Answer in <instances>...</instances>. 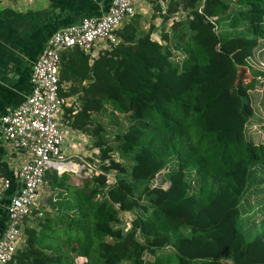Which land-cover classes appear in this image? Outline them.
Returning a JSON list of instances; mask_svg holds the SVG:
<instances>
[{"label": "trees", "instance_id": "obj_1", "mask_svg": "<svg viewBox=\"0 0 264 264\" xmlns=\"http://www.w3.org/2000/svg\"><path fill=\"white\" fill-rule=\"evenodd\" d=\"M147 3L163 19L184 13L172 22L171 33L180 59L173 60L162 44L166 33L150 37L153 24L142 28L138 13L90 63L78 48L61 52L59 95L74 97L63 106L64 120L95 137L100 172L74 184L64 183V172H45L51 190L68 191L72 202L66 208L74 215L60 236L48 224L38 230L21 225L22 244L9 264H74L76 257L86 264H264V221L250 237L240 222L249 178L264 172V144L244 136L252 115L247 91L257 73L246 59L264 34V0ZM238 27L244 30L235 32ZM106 106L130 118L114 136L116 149L102 140V126L92 120ZM112 151L131 158L130 180L117 176L106 182L109 171L126 172ZM173 155L168 185L145 184L135 196L134 184L153 178ZM121 211L133 213L124 231L114 226ZM165 246L171 255L156 254ZM143 252L153 259L144 260Z\"/></svg>", "mask_w": 264, "mask_h": 264}, {"label": "built area", "instance_id": "obj_2", "mask_svg": "<svg viewBox=\"0 0 264 264\" xmlns=\"http://www.w3.org/2000/svg\"><path fill=\"white\" fill-rule=\"evenodd\" d=\"M141 4H148L147 0H111L102 15L81 17L78 22L52 32L32 65L29 93L18 105L7 107L0 114L2 138L8 150L21 157L14 170L17 187L7 198L6 220L0 235V264H9L21 246L23 219L32 210L41 214L43 198L51 191L44 180L45 172L78 171L82 175L100 172L97 166L100 160L94 159L91 163L83 160L87 156L81 149L82 133L71 129L64 120L63 106L70 105L72 99L59 95L61 52L75 47L87 53L90 59L99 42L108 47L117 41L114 31L136 13ZM75 157H80V162L75 161ZM72 163L76 169H59L60 164ZM10 181L8 176L0 177V198ZM106 182H111L108 176Z\"/></svg>", "mask_w": 264, "mask_h": 264}, {"label": "rangeland", "instance_id": "obj_3", "mask_svg": "<svg viewBox=\"0 0 264 264\" xmlns=\"http://www.w3.org/2000/svg\"><path fill=\"white\" fill-rule=\"evenodd\" d=\"M166 6L165 3H163ZM151 14H154L155 17L151 18ZM157 12H154L149 6L146 10V14L141 15L142 20L140 26L142 28H147L149 24H153L152 29V38L160 39V35L162 33H166L168 40L164 41V43L170 50H171V58L173 60H178L181 57V53L175 48L174 41L172 40V22L174 20L183 18L184 13L180 14L178 10L174 13L173 16L163 19L159 16ZM177 30V29H175ZM229 31H233L231 29H227ZM241 27L235 29V32L242 31ZM151 34V35H152ZM161 43V42H160ZM99 45V43H98ZM247 64L250 67V70H253L255 75V83L254 86L248 90V96L250 100V105L252 107V115L248 118L244 125V136L246 140L254 143V144H264V34L257 39V44L252 50V54L246 59ZM73 101V100H72ZM104 110V111H103ZM92 120L94 123H99L102 126V131L100 136L102 140H104L111 148H115V140L114 136L116 133L123 131L129 124L130 118L128 115L119 114V113H112L111 109L106 106L104 109L93 113ZM81 138V149L85 151L87 157L83 158L88 163H91L94 159L100 160L98 158L99 151L97 147L93 145L95 137L91 134L83 133ZM84 142V143H82ZM112 158L119 163H121L126 172L124 174H118L116 170L109 171L107 173L109 181H112L117 176H121L129 179L128 171L132 160L129 156H122L116 151L111 152ZM90 156V157H88ZM73 159V157H72ZM75 161L80 162V157H75ZM101 162V161H100ZM175 164L174 155L167 159L166 164L164 167L159 170L153 178L149 179L147 182H140L134 184V195L137 196L140 188L148 184L149 186H158L165 188L168 185L167 174L170 168H172ZM99 166V163H97ZM62 173V172H61ZM60 173V174H61ZM67 174L66 178H64V183L74 184L77 183L79 178H81L83 173L78 171H70L64 172ZM193 171H187V176L190 180H192ZM58 175V174H57ZM261 176V177H260ZM47 184V180H45ZM195 186V184H194ZM47 198H43L44 206H42L41 214H37L38 211H31L30 214L27 216L29 218H25L22 222V228L25 225L32 226L35 229H40L42 226H46L47 224L52 226L53 229L58 231V235H61V231L64 227H66V223L70 217L74 215L73 211H70L66 208L68 204H71L72 198L69 196V193L64 188L54 189L52 192H49ZM240 202V222L242 223V227L247 234V237H250L253 233L259 230L261 222L264 221V172H256L253 173L247 185L245 192L241 197ZM96 200L100 199V195H96ZM54 200V201H53ZM68 203V204H67ZM139 203L146 204L144 199L140 197ZM119 220L118 223H115V227L121 228L123 231L129 228L130 220L133 218L132 211H121L118 215ZM23 233H21L22 235ZM139 239L140 236L136 235ZM24 237V236H23ZM106 241H111L109 238H105ZM172 248L170 246H165L156 250V254L167 256L171 255ZM142 257L144 260H152L153 256L148 254L147 252L142 253ZM83 258L76 257L74 258V264H86L83 261ZM172 262V259L170 260ZM224 264H230L229 260H222ZM119 264H127L126 262H121Z\"/></svg>", "mask_w": 264, "mask_h": 264}, {"label": "crops", "instance_id": "obj_4", "mask_svg": "<svg viewBox=\"0 0 264 264\" xmlns=\"http://www.w3.org/2000/svg\"><path fill=\"white\" fill-rule=\"evenodd\" d=\"M110 1L0 0V114L5 108L18 105L29 93L30 71L47 37L63 26L78 22L81 17L102 15ZM147 8L148 4H141L136 13L146 14ZM106 47L104 42H99L92 50V57L88 56V62ZM68 98L74 99L73 96ZM20 161V156L8 150L0 133V177L8 173L11 180L0 198V235L6 220L7 198L17 187L14 170Z\"/></svg>", "mask_w": 264, "mask_h": 264}, {"label": "bare ground", "instance_id": "obj_5", "mask_svg": "<svg viewBox=\"0 0 264 264\" xmlns=\"http://www.w3.org/2000/svg\"><path fill=\"white\" fill-rule=\"evenodd\" d=\"M65 167H70L71 169H76L77 168V166L74 163L67 164V165H65V164H60L59 165V169H64Z\"/></svg>", "mask_w": 264, "mask_h": 264}]
</instances>
